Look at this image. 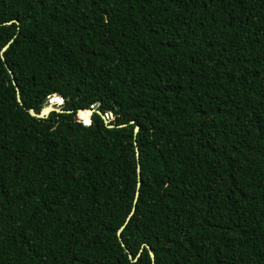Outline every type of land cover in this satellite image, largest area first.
Instances as JSON below:
<instances>
[{
    "label": "trees",
    "instance_id": "trees-1",
    "mask_svg": "<svg viewBox=\"0 0 264 264\" xmlns=\"http://www.w3.org/2000/svg\"><path fill=\"white\" fill-rule=\"evenodd\" d=\"M7 43L0 264H264V0H0Z\"/></svg>",
    "mask_w": 264,
    "mask_h": 264
},
{
    "label": "water",
    "instance_id": "water-1",
    "mask_svg": "<svg viewBox=\"0 0 264 264\" xmlns=\"http://www.w3.org/2000/svg\"><path fill=\"white\" fill-rule=\"evenodd\" d=\"M8 46V43L5 44L1 50H0V56L1 58L4 60V57H3V51L5 50V48ZM6 68L8 70V72L10 73L11 75V79H12V84L15 86V90H16V99L17 101L21 104L22 101H21V98H20V95H19V91H18V87H17V84H16V81H15V78H14V75L11 71V69L8 67V65L6 64ZM61 98V97H60ZM63 105V100L61 98V102H50L49 99H47L43 105V107L41 108V110L39 112H36L33 108H29L28 111L31 115L33 116H36V117H40V118H43V117H46L48 115V113L50 111H58V112H62V111H65L63 109H61ZM97 106V104H94V107L90 108V109H80V111H89V113L93 112L95 109V107ZM66 111H70V110H66ZM100 115L101 117L104 119V122L107 123L108 119L111 118V113H106V115H104L103 113H101L99 110H96ZM85 124H89L90 123V118L89 120L86 122V121H83ZM133 122V121H131ZM124 124H120L119 126H122ZM108 127H111L113 126L112 124H107ZM133 131L136 133L138 131V126L135 125L134 126V129ZM135 154H136V160H137V165H136V170H137V185H139L140 183V178H139V171H140V165H139V152H138V148L137 146L135 147ZM138 196V190H136L135 192V198H134V201L136 200V197ZM133 210L134 208H132V210L130 211V213L128 214V216L126 217V220H125V223L129 220L130 216L132 215L133 213ZM124 223V224H125ZM124 224L121 225L118 230H117V235L119 237V241L121 242V245L124 247V249L128 252V257L134 261L136 258H133L132 255L129 253V250L125 247L124 243H123V240L122 238L120 237V232L122 230V228L124 227ZM146 248L148 249V253H149V256H150V259H151V264H154V253L152 252V250L150 249L149 245H145Z\"/></svg>",
    "mask_w": 264,
    "mask_h": 264
},
{
    "label": "rangeland",
    "instance_id": "rangeland-1",
    "mask_svg": "<svg viewBox=\"0 0 264 264\" xmlns=\"http://www.w3.org/2000/svg\"><path fill=\"white\" fill-rule=\"evenodd\" d=\"M54 96V95H53ZM51 99V96L49 97V100ZM85 117H89V114H85Z\"/></svg>",
    "mask_w": 264,
    "mask_h": 264
},
{
    "label": "bare ground",
    "instance_id": "bare-ground-1",
    "mask_svg": "<svg viewBox=\"0 0 264 264\" xmlns=\"http://www.w3.org/2000/svg\"><path fill=\"white\" fill-rule=\"evenodd\" d=\"M89 119L87 118L86 121H88Z\"/></svg>",
    "mask_w": 264,
    "mask_h": 264
},
{
    "label": "snow or ice",
    "instance_id": "snow-or-ice-1",
    "mask_svg": "<svg viewBox=\"0 0 264 264\" xmlns=\"http://www.w3.org/2000/svg\"><path fill=\"white\" fill-rule=\"evenodd\" d=\"M87 122V121H86Z\"/></svg>",
    "mask_w": 264,
    "mask_h": 264
}]
</instances>
